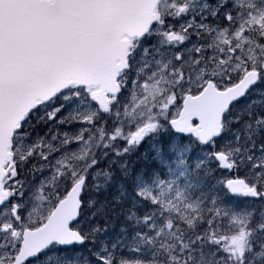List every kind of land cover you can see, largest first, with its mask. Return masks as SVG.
I'll return each instance as SVG.
<instances>
[{
  "label": "snow or ice",
  "instance_id": "obj_1",
  "mask_svg": "<svg viewBox=\"0 0 264 264\" xmlns=\"http://www.w3.org/2000/svg\"><path fill=\"white\" fill-rule=\"evenodd\" d=\"M0 264H264V0H0Z\"/></svg>",
  "mask_w": 264,
  "mask_h": 264
}]
</instances>
